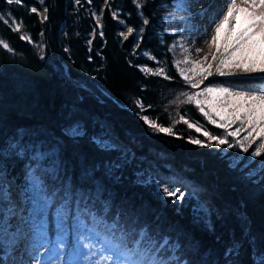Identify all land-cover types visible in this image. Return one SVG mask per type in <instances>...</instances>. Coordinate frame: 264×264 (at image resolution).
I'll use <instances>...</instances> for the list:
<instances>
[{"label": "trees", "instance_id": "1", "mask_svg": "<svg viewBox=\"0 0 264 264\" xmlns=\"http://www.w3.org/2000/svg\"><path fill=\"white\" fill-rule=\"evenodd\" d=\"M117 1L81 0L76 4L75 0H23L24 6H19L0 0V13H11L22 21L19 32L13 31L11 23L0 22V38L14 49L13 54L0 46V144L18 131L26 132V139L33 143H50L52 138H60L61 129L72 121L85 124L89 135L99 130L97 121L106 123L136 156L119 184L105 182L113 196L111 211L121 215L125 227L139 230L149 226L157 235L170 233L181 240H194L209 264H224L225 246L233 237L242 239L243 215L250 235L264 249V180L253 183L240 170L253 168L254 160L245 164V156L240 168L231 169L229 161L239 152L226 145L217 147L214 142L212 147L192 144L189 139L207 141L194 128L176 123L185 115L211 133L214 127L194 105L181 103L186 99L185 92L197 89L180 77L174 66L177 61L169 50L171 37L164 29L163 15L171 8L172 0L127 2L123 8L128 15L123 16L134 29L143 27V32L139 36L134 32L126 40L119 35L126 29L119 23L122 19L112 15L120 7ZM137 4L143 5V17L138 14ZM33 6L39 15L30 12ZM45 7L48 19L41 22ZM97 17L102 27L97 26ZM142 18H147L149 24L143 25ZM21 35H28L31 42L20 39ZM144 53L155 60H148L149 55ZM147 63L153 70L163 67L172 79L141 72L140 67L149 68ZM137 100L145 106L143 111ZM145 115L162 126L174 125L175 135L153 132L141 118ZM61 143L73 179L79 175V158L95 163L116 155L98 152L87 137L77 142L63 137ZM140 170L158 177L161 184L176 177L177 182L170 186L186 191L197 188L199 201L212 213L214 231L194 218L197 202L190 196L180 201L163 197L155 183L138 185L136 173ZM21 171L20 164L9 165L10 178H19ZM185 184L191 187L185 188ZM48 228L54 237L56 225L51 215ZM249 253L250 246L244 240L237 264H251ZM200 259L199 255L191 256L193 264H199Z\"/></svg>", "mask_w": 264, "mask_h": 264}, {"label": "snow or ice", "instance_id": "2", "mask_svg": "<svg viewBox=\"0 0 264 264\" xmlns=\"http://www.w3.org/2000/svg\"><path fill=\"white\" fill-rule=\"evenodd\" d=\"M43 3V0H40ZM80 4L81 0H75ZM90 2V0H89ZM135 3L136 0H133ZM24 6L23 0H6ZM174 11L169 12L165 20L179 18L185 24L192 18L191 0H172ZM143 5L137 4L138 14L143 17ZM213 5L202 6L201 17L209 16ZM220 6L219 19L214 23L213 34L208 42L209 54L200 60H192L190 50L183 47L186 54L183 61H177L175 67L180 77L195 92H185L186 97L181 103L194 105L208 123L223 129V133L213 134L199 122H190L181 115L176 123H184L189 129H195L206 138L189 139V142L202 147L224 146L237 148L242 153H249L253 144L257 146L250 153L251 158L264 154V76L260 84L253 87L236 89L232 83L219 82L205 85L209 77H235L264 74V0H227L226 11ZM31 13H37L36 7L30 8ZM48 8H44V13ZM113 18L118 17L116 11ZM48 19L47 15L42 21ZM97 17V26L99 24ZM215 20V16H210ZM0 22L14 25L13 31H21L22 21H17L11 13H0ZM120 24L125 21L120 20ZM142 24H149L147 18H142ZM194 28V26H193ZM173 31H177L173 29ZM95 32V29H94ZM136 32L139 36L143 27L127 28L128 35ZM43 35V33H41ZM103 36V32H100ZM125 40L128 35L119 34ZM20 39L30 41L28 35ZM91 43V41H89ZM0 46L9 53L14 49L0 38ZM39 47V45H37ZM171 50V49H170ZM203 49L197 48L199 54ZM144 55H149L144 53ZM209 55L211 59L209 60ZM155 60V57L149 55ZM181 64L185 65L181 67ZM190 65V66H188ZM215 67V71H213ZM146 75L172 79L163 67L155 70L140 67ZM137 106L143 111L145 106L140 100ZM151 107V106H149ZM139 115V113H137ZM144 123L153 131L166 135H175L174 125L162 126L155 118L141 117ZM233 125L236 127L233 130ZM98 131L88 134L87 126L81 121H72L61 129L60 138H52V142L41 140L36 143L26 139L27 133L18 134L0 144V262L2 264H193L191 256L199 255V264H209L205 254L200 251V245L194 240H181L170 233L154 234L149 226L139 230L128 229L121 222L120 214H113V196L106 181L119 184L124 170L135 160V153L127 145L115 137L109 126L96 122ZM241 132L245 134L241 136ZM67 137L77 142L85 137L98 152L116 155L104 161L88 163L84 158L77 160L79 175L75 179L69 175L66 161L63 158L61 139ZM229 137L232 138L229 141ZM257 141L259 143L257 144ZM241 156L229 161V168H240ZM17 163L22 166L20 177L10 178L9 165ZM247 168V165L244 166ZM246 179L253 183L264 180V160H260L256 168H240ZM259 177V179H253ZM138 185L155 183L163 197H174L180 201L185 195L195 200L193 208L195 219L214 231L211 223L210 209L199 201L197 188L185 184L190 191L182 192L180 187H170L177 182L171 177L161 184L158 177L146 174L144 170L136 173ZM183 183V181H179ZM87 185V187H85ZM179 193V195H177ZM176 201L173 200V203ZM55 219V235L49 234V216ZM240 219L245 224L242 239L234 237L225 246L224 264H237L244 240L250 246L249 260L251 264H264V249L257 246L255 237L250 235L246 226V218ZM41 249L45 251L41 253ZM211 255V253H208Z\"/></svg>", "mask_w": 264, "mask_h": 264}, {"label": "rangeland", "instance_id": "3", "mask_svg": "<svg viewBox=\"0 0 264 264\" xmlns=\"http://www.w3.org/2000/svg\"><path fill=\"white\" fill-rule=\"evenodd\" d=\"M120 1V7L119 9H117V13L119 14L118 17L121 18L123 21H125L124 26L126 27L125 34L128 35L127 33V28L131 27L129 25V23L127 22V20L125 19V17L123 16V14H127L128 15V11H126V9L123 8V6H126L127 2H131L134 3L133 0H118L117 2ZM136 1H141V0H136ZM191 2H193V0H191ZM240 0H237V3H239ZM222 6H224L223 10L226 11V4H227V0H222L220 3ZM174 11L173 6H171V8L164 13V29L167 33L170 34L171 37V41L169 43V50L172 53V55L174 56L176 61H183L185 58V53L183 51V47H187L190 50L191 53V59L192 60H200L203 58L204 55L209 54L210 51H214V49H209L208 45L206 44V42L202 39H199V35L202 31H204L210 24H212V19L210 18H206V17H201V16H196L194 17L191 21H188L187 24H185L183 21L180 20L179 16L180 15H185V13H179L177 15L176 18L174 19H169L168 21L165 20V17L168 16L169 12ZM219 14L218 9H215L212 12L211 16H216ZM44 15H46V13H44V9L41 11V16L43 17ZM215 17V18H216ZM202 18V19H201ZM178 20V21H177ZM196 25H198V29L195 28ZM194 26V28H193ZM201 27V28H200ZM173 29H176L177 31H173ZM193 29V30H192ZM202 29V30H201ZM200 48L203 49V51H201L199 54H197L195 52V49ZM147 59L151 61V59L149 58V56H147ZM211 59L210 55H209V60ZM183 67L185 65L181 64ZM145 66H149V68H152V65H149L148 63ZM190 66V65H188ZM213 71H215V67H213ZM261 76H264V74H251L250 76H245V75H237L235 77H220V76H213V77H209L210 78H220V79H211V82L213 83H219V82H229L232 83L234 85V87L236 89H240L245 87L246 84H249L250 87L253 86H258L260 84V78ZM209 79L206 80L204 82V84H202L200 86V88L202 89L205 85L209 84ZM198 91V89L196 90ZM205 128V126H203ZM236 127V125H233V130ZM207 130H209V128H206ZM212 133L214 134H219V133H223V129H219L216 128L215 126L212 127ZM245 133L241 132V136H243ZM229 141L232 140L231 137L228 138ZM259 143V141H257V144ZM257 145L253 144L252 147L249 149V153H242L239 151V149L234 148L235 151L239 152V156L241 157H245L246 156V161L245 164H248L249 162L254 160V163H252L253 168L257 167V164L260 160H264V154H262L260 157L257 158H251L250 153L255 149ZM170 186V185H169ZM170 187H176V186H170ZM182 192H187L186 190L181 189ZM179 195V193L177 194ZM174 198V197H173ZM41 253H43L45 250L41 249L40 250Z\"/></svg>", "mask_w": 264, "mask_h": 264}, {"label": "bare ground", "instance_id": "4", "mask_svg": "<svg viewBox=\"0 0 264 264\" xmlns=\"http://www.w3.org/2000/svg\"><path fill=\"white\" fill-rule=\"evenodd\" d=\"M222 0H193V2H191V8L190 11L192 13V18L188 21H191L194 17L196 16H200L199 12L202 6H207V5H213V8L210 10V14L209 16H204L206 18H210V16L212 15V12L215 9H219L220 6H222L221 3ZM216 17V16H215ZM202 19V18H201ZM219 19V14L217 15L215 20H212V24H210L204 31H202L199 35V39H202L206 42V44L208 45V42L211 40V35L213 34V28H214V23L217 22ZM178 21V20H177ZM195 28H199L198 25H196ZM201 28V27H200ZM193 30V29H192ZM202 30V29H201Z\"/></svg>", "mask_w": 264, "mask_h": 264}, {"label": "water", "instance_id": "5", "mask_svg": "<svg viewBox=\"0 0 264 264\" xmlns=\"http://www.w3.org/2000/svg\"><path fill=\"white\" fill-rule=\"evenodd\" d=\"M47 14V13H46Z\"/></svg>", "mask_w": 264, "mask_h": 264}]
</instances>
